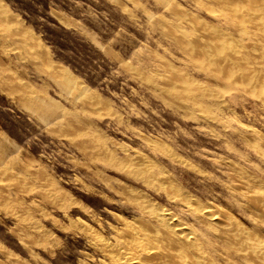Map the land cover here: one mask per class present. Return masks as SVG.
<instances>
[{
	"label": "rangeland",
	"instance_id": "374dc122",
	"mask_svg": "<svg viewBox=\"0 0 264 264\" xmlns=\"http://www.w3.org/2000/svg\"><path fill=\"white\" fill-rule=\"evenodd\" d=\"M250 1L0 0V264L261 263Z\"/></svg>",
	"mask_w": 264,
	"mask_h": 264
},
{
	"label": "bare ground",
	"instance_id": "6f19581e",
	"mask_svg": "<svg viewBox=\"0 0 264 264\" xmlns=\"http://www.w3.org/2000/svg\"><path fill=\"white\" fill-rule=\"evenodd\" d=\"M251 2V1H250ZM252 2H253V0H252ZM251 2V3H252ZM250 5V4H249ZM253 6V5H252ZM259 12H261V11H259ZM236 13V12H235ZM257 13V12H256ZM258 14V16L260 15V13H257ZM260 19V18H259ZM259 19H258V21H259ZM241 21H243V20H241ZM264 21V18L262 17V22ZM261 24V23H260ZM262 27H264V25L262 26ZM193 38V37H192ZM195 39V38H194ZM188 49V48H187ZM190 49V48H189ZM205 61V60H204ZM228 63V62H227ZM226 64V63H225ZM224 64V65H225ZM218 66V65H217ZM224 67V66H223ZM69 79V80H68ZM66 78L65 80H63V81H61L59 84L61 85V86H63L65 89H67V88H69V85L71 84V83H73L72 81H71V79L70 78ZM172 79V78H171ZM71 81V82H70ZM28 102H29V104H30V107L34 110V111H36V112H38L39 114H41L42 116H47L48 117V115H51L52 113H51V111H52V106H50V104H48V103H45L44 101H39V100H36V99H33V98H30L29 100H28ZM261 139V138H260ZM5 148V147H4ZM2 154V153H1ZM258 196V195H257ZM257 199H260V197L258 196V198ZM261 199H264L263 197H261ZM264 202V201H263ZM159 212V211H158ZM205 214V213H204ZM156 216H157V218L162 222V220H165V219H167V217L165 216V214L164 213H157L156 212ZM171 228V227H170ZM172 229H173V232L175 233V234H180V235H184V232L185 231H183L184 230V228H183V226H176V227H174V225L172 226ZM151 230V229H150ZM185 234H186V236H188L187 235V233L185 232ZM192 237V236H191ZM183 239H185V240H188V237H182ZM138 239V238H137ZM254 239V238H253ZM255 240V239H254ZM180 241V240H179ZM188 243H191V242H188ZM191 245H193V244H191ZM244 247H246V248H248L249 250H250V252L255 256V257H257L258 259H259V261L261 262L260 264H264V245H262L261 243H259V241H253V240H247L245 243H244ZM120 247V246H119ZM248 250V251H249ZM247 252V251H246ZM250 252H248V254L250 253ZM170 253H172V252H170ZM251 253H250V255H251ZM256 258V259H257ZM201 259V258H200ZM198 260V259H197ZM195 261V260H194ZM199 261H202V260H199ZM199 261H196V262H194L195 264H201L202 262H199ZM136 262V261H135ZM188 262V261H187ZM190 263V262H189ZM230 263V262H229ZM125 264V263H124ZM180 264H186V261H184V260H182V259H180ZM191 264V263H190Z\"/></svg>",
	"mask_w": 264,
	"mask_h": 264
}]
</instances>
